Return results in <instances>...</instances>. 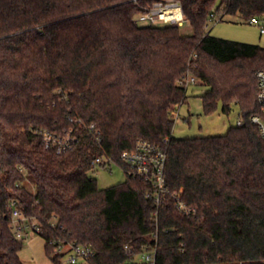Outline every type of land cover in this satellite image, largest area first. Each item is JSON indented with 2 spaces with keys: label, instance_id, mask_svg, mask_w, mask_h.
I'll return each mask as SVG.
<instances>
[{
  "label": "trees",
  "instance_id": "trees-1",
  "mask_svg": "<svg viewBox=\"0 0 264 264\" xmlns=\"http://www.w3.org/2000/svg\"><path fill=\"white\" fill-rule=\"evenodd\" d=\"M156 1L0 0V264H27L16 208L37 222L52 264L61 243L91 247L86 264H140L154 249V264H264V137L251 120L264 46L208 30L211 12L264 19V0H171L192 34L138 23ZM188 73L209 87L204 114L237 105L242 125L175 138ZM71 128L72 149L45 148L42 132ZM140 140L168 154L157 219L149 182L101 188L89 174L96 157L118 160Z\"/></svg>",
  "mask_w": 264,
  "mask_h": 264
},
{
  "label": "built area",
  "instance_id": "built-area-1",
  "mask_svg": "<svg viewBox=\"0 0 264 264\" xmlns=\"http://www.w3.org/2000/svg\"><path fill=\"white\" fill-rule=\"evenodd\" d=\"M224 16L222 13H210V21H222ZM185 21L183 16V9L178 1L157 0L154 5L145 13L138 16L137 22L143 25H166L172 24L180 26ZM209 21V22H210ZM248 23L255 24L259 27L260 32L264 34V19L252 17ZM257 78V103L259 112L251 117L254 124L258 125L264 137V68L256 73ZM182 85L188 88L190 84H197V78L192 74H186L181 81ZM77 123H83L82 119H77ZM242 120L237 124L242 125ZM88 129L95 133V136L100 140V131L97 129L95 123L88 125ZM45 148L54 149L61 154L67 150L72 149L78 141L76 130L73 128L67 130L64 134L52 133L49 131L42 132ZM168 154L166 149L161 145L152 144L146 140H140L136 146L130 150L123 151L118 160L112 156L102 155L96 157L92 161V166L96 168H104L112 171L113 165L120 166L126 175L133 178H140L149 182L153 190L148 193L149 198H153L157 207L155 211V218H158L159 207L163 202V196L169 192L167 187L166 164ZM176 198V208L186 215L192 213L186 203L181 199L178 193H174ZM15 205L16 202L13 201ZM12 228L18 238L24 239L34 230L38 232L39 227L37 222L32 218L24 216L19 209H14L12 212ZM68 249L65 251V248ZM128 250L130 248L127 246ZM57 253H62L63 263L77 264L81 261L88 260L95 254V251L89 246L78 245L75 243H61L56 248ZM155 249L146 252L142 255L140 264H154Z\"/></svg>",
  "mask_w": 264,
  "mask_h": 264
},
{
  "label": "rangeland",
  "instance_id": "rangeland-1",
  "mask_svg": "<svg viewBox=\"0 0 264 264\" xmlns=\"http://www.w3.org/2000/svg\"><path fill=\"white\" fill-rule=\"evenodd\" d=\"M183 34H192V27L188 21L179 26ZM208 30L214 36L264 46V34L255 24L241 20L234 16H225L222 21L209 22ZM209 90L207 85L190 84L187 88V100L181 104L175 112V124L172 135L175 138H191L199 136L220 135L226 133L228 128L234 126L240 120V109L232 106L230 114L222 112L221 107L212 115H206L203 111L202 95ZM95 178L99 187L106 188L127 179L124 170L113 165L112 171L104 168H96L89 172ZM24 244L20 251L21 259L27 264H52V259L46 253V241L36 231H30L23 239ZM68 247L65 248V251ZM64 261H62L63 264ZM66 264V263H64ZM79 264H86L81 261Z\"/></svg>",
  "mask_w": 264,
  "mask_h": 264
}]
</instances>
